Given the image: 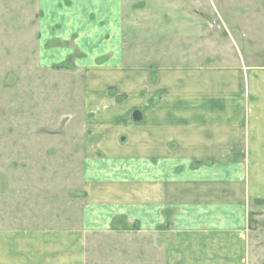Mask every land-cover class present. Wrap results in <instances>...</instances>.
<instances>
[{"label": "crops", "instance_id": "0c3cea01", "mask_svg": "<svg viewBox=\"0 0 264 264\" xmlns=\"http://www.w3.org/2000/svg\"><path fill=\"white\" fill-rule=\"evenodd\" d=\"M37 3L40 64L82 71L78 208L59 227L0 214V264H85L86 237L124 224L170 234L163 264H264V65L212 58L173 0Z\"/></svg>", "mask_w": 264, "mask_h": 264}, {"label": "rangeland", "instance_id": "374dc122", "mask_svg": "<svg viewBox=\"0 0 264 264\" xmlns=\"http://www.w3.org/2000/svg\"><path fill=\"white\" fill-rule=\"evenodd\" d=\"M173 1L182 15L196 11L206 30L201 42L211 45L212 58L240 57L264 65V0H214L213 5ZM40 17L37 0H0V214L30 225L59 227L70 224L78 208L73 197L80 191L83 76L75 68L40 64ZM248 215L249 228L256 219L260 241L263 213L256 209ZM251 236L252 252L261 243L255 244ZM170 240L163 229L140 234L119 225L86 237L85 264H163V248Z\"/></svg>", "mask_w": 264, "mask_h": 264}, {"label": "trees", "instance_id": "16d2710c", "mask_svg": "<svg viewBox=\"0 0 264 264\" xmlns=\"http://www.w3.org/2000/svg\"><path fill=\"white\" fill-rule=\"evenodd\" d=\"M69 61V60H68ZM71 66L69 65V63H62V64H58V65H55L53 66L52 68L54 69H67V68H70ZM251 223V222H250ZM249 223V225H250ZM123 228H126L127 230H138L137 227H134V226H131V227H128L127 225H122Z\"/></svg>", "mask_w": 264, "mask_h": 264}, {"label": "water", "instance_id": "95a60500", "mask_svg": "<svg viewBox=\"0 0 264 264\" xmlns=\"http://www.w3.org/2000/svg\"><path fill=\"white\" fill-rule=\"evenodd\" d=\"M132 118H133L134 121H138V120H140L141 115H140V113L138 111H134L133 114H132ZM253 202L256 205L264 204V200L263 199H258V198L254 199Z\"/></svg>", "mask_w": 264, "mask_h": 264}]
</instances>
